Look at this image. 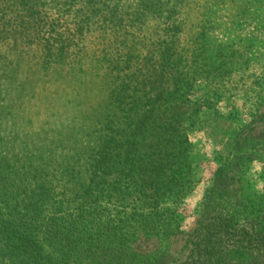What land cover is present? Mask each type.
I'll use <instances>...</instances> for the list:
<instances>
[{"label": "rangeland", "instance_id": "rangeland-1", "mask_svg": "<svg viewBox=\"0 0 264 264\" xmlns=\"http://www.w3.org/2000/svg\"><path fill=\"white\" fill-rule=\"evenodd\" d=\"M0 16V160L8 167L0 164V207L19 203L26 212L21 201L32 187L31 165L49 170V151L56 162L78 168V146L92 135V115L110 104L121 81L112 78L118 66L128 80L140 81L131 83L130 94L143 97L149 84L173 92L183 85L185 97L205 99L223 114L207 108L206 126L191 134L198 181L175 206L181 229H191L217 167L215 152L228 155L234 131L264 102V0L12 1ZM35 146L44 147L41 161L33 156ZM83 158L87 164L91 154ZM263 165L244 168L243 203L264 191ZM232 202L223 205L236 208ZM38 206L46 208L43 215L59 216L53 199ZM111 247L97 246L105 255ZM75 256L85 262L82 253Z\"/></svg>", "mask_w": 264, "mask_h": 264}, {"label": "trees", "instance_id": "trees-1", "mask_svg": "<svg viewBox=\"0 0 264 264\" xmlns=\"http://www.w3.org/2000/svg\"><path fill=\"white\" fill-rule=\"evenodd\" d=\"M12 1L24 5L29 0H0V15ZM115 67L112 78L121 81L110 104L92 115V135L79 143L83 156L74 160L78 168L56 162L49 151V170L31 165L32 187L21 201L26 212H20L19 203L0 207V264H78L80 253L83 264L112 259L115 264H264V191L246 203L239 199L244 168L264 162V102L234 131L228 155L215 152L217 167L194 225L183 230L175 206L198 181L191 134L206 126L207 108L216 115L218 108L185 97L183 85L173 92L170 86L149 84L145 97L135 96L131 83L140 81L128 80L126 68ZM43 148L34 147L37 161ZM88 152L91 160L85 164ZM262 170L264 188V165ZM74 193L77 199L71 198ZM52 199L56 218L43 215L46 208L38 206ZM229 199L236 208L223 205ZM69 208L75 212L68 214ZM104 211L113 218L106 219ZM107 245L112 246L108 256L97 248Z\"/></svg>", "mask_w": 264, "mask_h": 264}]
</instances>
